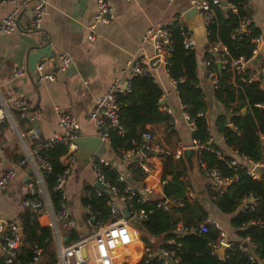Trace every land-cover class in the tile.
Instances as JSON below:
<instances>
[{
	"label": "crops",
	"instance_id": "obj_1",
	"mask_svg": "<svg viewBox=\"0 0 264 264\" xmlns=\"http://www.w3.org/2000/svg\"><path fill=\"white\" fill-rule=\"evenodd\" d=\"M42 1L47 14L42 19L38 30H42L50 38L52 58L40 60L37 64L43 65V72L52 74V81H38L35 70L30 72V77L26 76L24 52L29 41L24 33L29 31L30 25L22 15L18 29L10 35H0V98L4 100L7 93H10L14 99L22 102L21 109H11L9 118L4 116L0 120V174L13 168L34 144L26 137H20L26 130L35 127L42 141L60 132L57 127V113L67 114L74 120L78 126L77 137H98L96 128L85 120L93 103L108 90L114 78H120L127 62L138 56L139 47H142L147 57L153 54L150 44L141 45L140 39L144 32L155 24L166 26L174 17L181 16L189 7V0H133L129 2L103 0L111 10L112 19L106 24H98L95 27L96 38L89 41L87 26L92 22L96 0ZM244 9L246 22L256 27L264 40V0H244ZM10 10V5L0 3V20ZM189 31L195 42L197 84L207 103L208 137L212 140L211 146L230 159L235 152L224 147L222 139L220 140L214 128L215 118L223 113V109L213 98L208 72L205 70L203 60V54L206 51L205 31L202 27L199 36ZM61 54L69 59V64L63 71H59L56 67L57 56ZM253 68L258 67L253 66ZM16 70L24 71V75L15 76ZM150 76L161 90L160 112L162 107L171 112L168 116L171 120L173 119V133H166L163 124L146 126V129L152 135L153 144L160 146L166 150L168 156L177 160L183 149L195 148L190 139L192 121L191 126L186 124L175 86L164 70L158 66L150 71ZM34 110L39 111L40 116L36 122L30 123L26 120V115ZM121 152L116 155L110 149L107 139V141L100 142L92 157L102 160L105 166L114 169L127 185L142 196L143 201L160 200L162 161L156 156L142 153L123 159ZM175 154L179 156L176 158ZM198 154L199 151H197V163H199ZM60 162L64 163L63 156ZM142 164L150 170V173L142 172L144 175L141 182L132 181L129 168L139 169ZM39 168L42 171L40 166ZM29 170L28 166L19 168L7 190L0 194V218L2 220L16 221V216L22 211L20 201L26 196L25 177ZM193 175L195 184L191 182L186 171V178L191 182L192 189L185 196L192 194L207 212L206 219L216 222L232 244L239 242L228 225L231 216L219 214L210 204L211 198L209 199L207 191L205 192V189L209 190V182L200 175L199 169L198 173H193ZM94 183L95 174L89 164L80 171L76 170L74 164L64 185L67 212L76 223L75 231L79 238L85 233L81 197L84 188L91 187ZM164 201L169 203L168 200ZM113 203L122 209L123 206L117 199H114ZM141 236L151 237L145 231ZM162 242L161 236L151 244L148 243L149 246L143 240L144 246H147L151 252H155ZM139 244L140 240L135 235L126 250L134 252L136 256L139 253ZM53 249L55 252L54 244ZM218 252L219 250L217 254ZM222 255L223 249L217 257L221 259Z\"/></svg>",
	"mask_w": 264,
	"mask_h": 264
},
{
	"label": "trees",
	"instance_id": "obj_2",
	"mask_svg": "<svg viewBox=\"0 0 264 264\" xmlns=\"http://www.w3.org/2000/svg\"><path fill=\"white\" fill-rule=\"evenodd\" d=\"M2 0H0L1 2ZM235 6V13L227 11L222 13L216 10L214 20L205 28L206 51L203 54L205 70L215 75L217 85L212 89L214 100L220 104L223 113L214 121L216 133L222 138L223 145L232 149L238 156L245 157L251 162L264 161V142H261L257 133H264V112L253 107L263 102V91L258 88V82H245L252 72L247 69L235 75L227 66L217 71L216 60L210 52L211 44L219 42L227 52L228 59H250L253 46L252 38L260 35L259 30L251 23H246L247 34L233 33V30L242 19L247 20L244 9V0H227ZM172 40V53L169 60L168 78L174 82L177 98L182 107V112L192 121L191 141L204 145L208 139L207 123L203 118L207 103L204 94L197 84L195 50H184L181 46V37L178 27L172 24L168 27ZM255 67H264V58L257 61ZM264 88V84H263ZM234 92V94H233ZM161 90L151 76L134 77L130 81V90L124 95H118L119 102L118 124L122 135L108 132L110 149L117 155L121 151H129L136 144L140 148V135L149 132L146 126L163 124L166 133H173L171 118L160 112L158 99ZM151 134V133H150ZM199 150V163H203L207 169H214L222 178L232 180L220 195L210 201L213 208L222 215L231 216L229 227L237 240L247 238L255 249L246 254L237 250L238 241L232 244L231 250L224 252V257L219 259L212 253L208 244H212L217 238V231L212 225H207L205 234L184 235L177 241L179 245L176 251L178 264H262L264 262V175L260 179L252 180L245 174V170L239 167H230L229 158L221 159L215 156L217 148L209 146ZM67 147L62 144L54 145L47 150L38 152L39 157L49 166L48 172L42 173V181L53 212H57L62 203L60 192L54 191L55 179L62 174L64 167L60 158L66 154ZM98 170L103 176L104 182L109 187H114L116 195L120 196L125 187L123 182H118V173L105 165H98ZM132 181L141 182L143 173L139 169L129 168ZM162 181L160 200H142L138 192L132 194L128 212L144 211L146 218L141 222L143 230L153 236H161L163 243L173 237L177 225L182 227L196 226L207 218V212L197 199L188 201L185 194L192 189L191 182L186 178L184 163L179 157L173 160L170 156L162 162ZM92 191L91 187L83 190ZM209 199L211 193L208 189ZM110 195L104 194L102 199H92L90 202V214L95 222L112 221L109 210L105 205ZM251 196L255 207L252 212L248 210L237 211L244 199ZM168 200L171 204L165 210L157 208V203ZM82 207L87 204L81 197ZM66 204V203H65ZM20 227L21 244L17 251V259L23 263H29L32 258V249L37 247L41 251V259L38 264H52L55 253L52 244L51 232L48 228H39L34 220V213L30 209L23 208L16 216ZM252 222V223H251ZM135 237L131 235V240ZM78 234L72 231L64 244L77 240ZM162 248L172 249L173 246L161 245ZM255 255L256 260L250 261L248 257ZM137 257V255L135 256ZM0 264H4L0 256ZM147 264H160L150 260Z\"/></svg>",
	"mask_w": 264,
	"mask_h": 264
},
{
	"label": "built area",
	"instance_id": "obj_3",
	"mask_svg": "<svg viewBox=\"0 0 264 264\" xmlns=\"http://www.w3.org/2000/svg\"><path fill=\"white\" fill-rule=\"evenodd\" d=\"M127 2L133 0H125ZM30 2V11L32 15V23L34 29H39L42 19L46 16V7L42 0H2L0 3H4L11 6L10 12L0 20V35H10L16 29V18L21 12L22 8ZM196 11L199 15L202 23L203 30L211 24L214 20V14L216 10L222 11L223 8L227 11L235 13L236 9L233 4L227 0H189V7ZM112 19L111 10L103 0L95 1V11L92 17V22L87 26V39L92 41L96 38L95 27L98 24H106ZM246 20L239 21L233 33L247 34L245 29ZM172 24H175L179 30V36L181 37V46L184 50H192L195 47V42L191 36L189 28L183 23L181 16L174 17L172 21L166 26L155 24L150 26L144 34L141 36L140 42L142 44H150L153 50V54L147 57L142 47L137 50V55L133 60L128 61L125 65L126 68L120 75V78H114L108 88V90L101 95L94 103L92 108L85 116L87 123L92 124L97 131L100 142L107 141L108 132H115L117 135H122L123 131L118 124V111L119 102L118 95H124L130 90V81L134 77L150 76V60L155 58L158 66H160L166 76H168L169 60L172 53V40L168 30ZM253 46L252 55L250 59L246 60L241 57L237 59H228L226 49L219 43L215 42L210 46V52L215 57V60L220 63V68L227 66L232 74L238 75L247 69H251L247 79H242L245 82H258V88L263 92L264 97V67L253 68L252 60L257 54L258 48L264 43L261 35L250 40ZM57 69L63 71L69 64V59L66 55L57 56ZM36 79L38 81L46 80L52 81L53 76L50 73L43 72V65H35ZM255 70V71H254ZM15 76H23L24 71L16 70ZM209 83L212 89L216 88L217 81L212 73H207ZM174 84V82L172 81ZM175 86V85H174ZM162 95L158 99V105L161 104ZM253 107L260 109L264 112V98L260 104H255ZM22 108V102L12 97L10 93H7L6 98L3 100L0 98V120L6 116L9 118L11 109L19 110ZM162 113L171 115V112L162 107ZM40 116L39 111L34 110L26 115V120L30 123L36 122ZM203 118L206 119V112L203 113ZM186 124L191 126V120L183 114ZM57 127L59 129L58 134H54L51 138L42 141L38 130L35 127L26 130L21 138L26 137L30 142L34 143L32 147L25 152L24 156L16 162V165L0 174V194L7 190L11 181L16 177L17 170L23 166H28L30 174H26L25 187L26 196L21 199L20 206L33 210L34 220L39 228H48L51 232L52 242L55 247V259L52 264H147L150 260H155L160 264H178L179 259L176 251L179 245L177 241L187 234H205L206 226L212 225L217 231V238L212 244H208L212 253L217 256V251L222 247L223 255L226 250H231L232 243L226 238L225 232L222 228L213 221L205 219L203 222L196 226L182 227L176 226L174 229L173 237L166 240L164 243H160L157 246L155 252L149 251L147 246L143 244V237L141 234L131 225L128 224V220L131 218L137 219L140 223L145 220L146 214L144 211L139 210L137 212H128V218L122 216V210L130 208L126 203L129 202L132 194L136 191L124 182L121 176H118V182H123L125 187L123 193L120 196L116 195V189L109 187L103 179L102 174L98 170V165H106L102 160L90 158L88 164L92 168L95 174V182H97L102 190L106 189L110 193L109 199L106 200L105 205L109 210V215L112 221L95 222L94 217L90 214V202L92 199H102L105 194L101 189H96L91 186L92 191L83 192V198L87 204L83 207L84 213V227L85 233L74 242L64 244L65 240L71 235L72 231H75L76 223L68 215L64 193V185L66 179L70 175L71 170L75 164V147L72 141L77 138L78 126L74 120L67 114L57 113ZM264 122V118H263ZM173 119L171 120V124ZM260 139L264 138V133H257ZM220 140L222 139L219 137ZM193 142V141H192ZM212 140L208 137L204 145H199L193 142L197 151L207 148L211 150ZM62 144L67 147L66 154L63 156L64 170L62 174L58 175L55 179L54 191L60 192L61 205L57 212H53L50 206V202L43 186L42 176L43 172H48L49 166L42 161L38 152L41 150H47L54 145ZM134 148L129 151H122L121 156L126 159L131 155L143 154L158 157L162 162L168 153L166 150L153 144L152 135L149 132H144L140 135V148L137 149L134 142L131 143ZM215 156L219 159L223 157L220 151H215ZM179 154H175L177 158ZM228 165L230 167H239L245 170V174L252 180H256L257 177L252 172V168L260 166L264 167V161L251 162L245 157L238 156L236 153L229 159ZM43 168L41 169L39 168ZM139 169L144 173H150V170L144 165H140ZM198 169L200 175L209 182V191L211 193V200L215 196L220 195L223 189L235 180L236 177L222 178L214 169H207L203 163H198ZM41 172V173H40ZM164 181L160 182L162 187ZM141 196V195H140ZM142 197V196H141ZM186 199L193 201L194 196L187 194ZM117 201L123 206L122 209L116 207L113 200ZM170 202L162 201L157 203L156 207L165 211L170 205ZM254 199L248 196L242 201L239 206V211L248 210L252 212L255 207ZM252 223V222H251ZM137 235L139 244V253L135 257L134 252H129L126 248L131 244V235ZM64 238V239H63ZM237 250L246 254L252 252L255 246L247 239L239 240ZM21 244L20 227L16 224V221H4L0 218V256L3 258L4 264H37L41 258V251L37 247L32 249V258L29 263L20 262L17 259V251ZM161 245L173 246L172 249L162 248ZM125 250V251H124ZM221 258V259H222ZM250 261L256 260V256L250 255L248 257ZM264 264V262H262Z\"/></svg>",
	"mask_w": 264,
	"mask_h": 264
},
{
	"label": "water",
	"instance_id": "obj_4",
	"mask_svg": "<svg viewBox=\"0 0 264 264\" xmlns=\"http://www.w3.org/2000/svg\"><path fill=\"white\" fill-rule=\"evenodd\" d=\"M222 13L226 12V9L223 8ZM21 15L25 18L26 22L30 25L29 31L25 32L24 34L28 38V46L25 49L24 55L26 57V66H25V73L26 76L30 77V72L34 71L35 65L43 59H50L52 58V51H51V42L50 38L47 36L45 32L42 30L34 29L32 23V15L30 11V2H28L18 14L16 18V29L19 28V21L21 20ZM181 19L183 23L193 32L194 35L199 36L202 32V23L199 15L196 11L192 8H188L182 15ZM214 57V56H213ZM264 58V43L261 44L258 48L257 54L255 55L254 59L252 60V64H256L258 60ZM216 69L219 71L220 63L216 62L215 64ZM158 67L156 59L153 58L150 60V68L155 69ZM264 142V138L261 140ZM72 144L75 147V168L76 170H82L87 164L89 159L94 155L95 151L98 149L100 145V140L98 137L87 138V137H77L75 140L72 141ZM143 155H146L143 152ZM180 157L184 163V166L187 171V176L191 180L193 184H195V178L193 173H198V163H197V150L196 148H185L181 151ZM43 170V168H42ZM252 172L255 174L257 179H260L264 175V167H254L252 168ZM27 174H30V170ZM93 188L101 189V186L95 182L92 185ZM105 194L110 195L108 190H102ZM135 191V190H134ZM170 205V204H169ZM33 212V210H31ZM122 216L124 218H128L127 210H122ZM16 224L18 222L16 221ZM128 224L133 226L140 234H142L143 228L141 223L135 219L131 218L128 220ZM189 235V234H187ZM64 239V238H63ZM222 247L219 249L217 255H219L220 250L222 251ZM219 258V256H218ZM220 259V258H219Z\"/></svg>",
	"mask_w": 264,
	"mask_h": 264
},
{
	"label": "rangeland",
	"instance_id": "obj_5",
	"mask_svg": "<svg viewBox=\"0 0 264 264\" xmlns=\"http://www.w3.org/2000/svg\"><path fill=\"white\" fill-rule=\"evenodd\" d=\"M163 139V137H162ZM158 146V145H157ZM159 236H151V237H148V236H144L142 239L144 240V242H146V245L151 244L154 240L158 239ZM149 246V245H148Z\"/></svg>",
	"mask_w": 264,
	"mask_h": 264
}]
</instances>
